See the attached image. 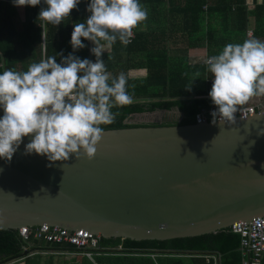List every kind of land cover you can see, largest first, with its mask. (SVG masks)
Instances as JSON below:
<instances>
[{"label":"water","instance_id":"95a60500","mask_svg":"<svg viewBox=\"0 0 264 264\" xmlns=\"http://www.w3.org/2000/svg\"><path fill=\"white\" fill-rule=\"evenodd\" d=\"M260 129L264 109L234 123L104 130L91 159L66 161L25 154L29 134L0 159V229L168 240L250 222L264 216Z\"/></svg>","mask_w":264,"mask_h":264},{"label":"clouds","instance_id":"9594fccd","mask_svg":"<svg viewBox=\"0 0 264 264\" xmlns=\"http://www.w3.org/2000/svg\"><path fill=\"white\" fill-rule=\"evenodd\" d=\"M10 3L41 5L37 17L58 25L80 0ZM86 11V19L72 26L68 41L72 52L59 62L49 56L24 71L0 70V159L10 161L22 137L29 134L25 154L35 152L48 161H66L70 154L91 159L103 133L100 125L114 120V107L131 103L126 74L111 76L101 55L117 40L130 43L132 30L147 18V11L140 0H88ZM81 38L91 42L94 60L74 55L85 47ZM204 64L212 80L207 93L215 106L212 122L219 117L234 123L238 105L264 96V40L253 37L227 43Z\"/></svg>","mask_w":264,"mask_h":264},{"label":"trees","instance_id":"16d2710c","mask_svg":"<svg viewBox=\"0 0 264 264\" xmlns=\"http://www.w3.org/2000/svg\"><path fill=\"white\" fill-rule=\"evenodd\" d=\"M169 3V14L171 20H186L191 23V31L198 34L205 29V21L210 20L208 24L207 37L216 38L219 35L218 26H212V20H236L237 29L230 32L233 35L230 43H239L247 37V20L248 15L253 13L255 16V28H253V37L264 40V2L256 5L252 11L248 10L245 0H218L209 2V0H167ZM88 0H80L76 8L70 10L69 17L63 20H80L83 22L89 13L86 11ZM166 0H140L142 6L147 7L150 4H164ZM5 5V4H4ZM3 5V6H4ZM2 6V7H3ZM41 5L27 6L25 20L28 21L26 28L28 32L32 30L34 34L32 39L11 40L9 36L15 33L18 28L12 25V20L18 19V13L13 5L7 4L2 14H0V54L6 57V69L17 70V63H23V70L32 62L42 59V55L33 51L38 45L41 47L42 30L39 26L41 19L37 17V13ZM45 55L44 59L49 56H55L57 61V49L63 40H56L55 26L45 23ZM221 24V28H226ZM136 37L129 44L131 48H136L145 56L140 59V66L147 68L148 76L146 80L132 81L127 79L126 88L131 95V103L114 107L112 111L116 113L114 120L109 124H102L100 127L104 130L137 128V127H157V126H174L187 125L195 123V115L203 108L209 106V99L206 97L211 83L206 82V75L211 78V74L207 71V66L203 64L191 67L187 64V69L181 66L180 69H171L165 72L166 65L164 63L167 57L165 52L157 50L150 52L147 45V36L145 30L134 28ZM8 36V39H7ZM21 37V35H20ZM119 41V40H117ZM116 41V42H117ZM146 43V45H145ZM30 50V51H29ZM40 52V51H39ZM218 50L210 47V54H218ZM149 53L156 54L158 59L155 65H151L148 61ZM85 58L82 55V59ZM93 56V60H94ZM101 59L105 61L106 70L112 69L111 55L102 54ZM1 61V57H0ZM181 64V61H178ZM2 70V69H0ZM199 71L203 76L196 79L199 83H195L190 78V72ZM191 83V84H190ZM190 84V87L186 88ZM177 109L183 116L176 118H164L160 122H135L133 116L146 112H154L157 110L172 111ZM241 235L233 232L231 228H225L217 232L201 234L197 236L180 237L168 240H132L122 238H103L101 237V246L104 247L106 255L96 256V264H155L152 259L143 256L139 258H129L117 255H134L158 253L162 258V262L167 264H206L197 259V255L206 254L208 252H219L223 256L222 264H242V254L240 250ZM120 246V247H119ZM42 249L75 251V246L69 243L47 244L43 241L31 240L25 241L19 233V229H0V264H17L18 260L24 258L26 264H37L41 260V256L24 255L27 251H37ZM193 256L188 260L184 256ZM130 262V263H129ZM81 264H95L88 258H84Z\"/></svg>","mask_w":264,"mask_h":264},{"label":"crops","instance_id":"0c3cea01","mask_svg":"<svg viewBox=\"0 0 264 264\" xmlns=\"http://www.w3.org/2000/svg\"><path fill=\"white\" fill-rule=\"evenodd\" d=\"M218 0H209V2L212 4V2H216ZM246 5L248 7L249 11H252L256 5L263 4L264 0H245ZM7 4H11L10 2ZM5 4L2 9L0 10V14L4 11V8L6 7ZM12 5V4H11ZM14 9H16L18 16L20 20H12V25L16 26L18 30L15 33H12L11 40L17 41L20 39H32L33 33L32 30L28 32V29L26 28V25H28V21L25 20L26 17V10L27 6H13ZM144 7V6H143ZM169 3L166 0V2L163 4H150L147 7H144V9L147 11V18L138 24L139 30H145V33L148 34L147 36V45L150 52L161 50L165 52L167 61L165 59L164 63L166 65L165 72H169L170 67L171 69H180L183 64H185V68L187 69V64L191 67L199 64H203L204 60L212 56L210 54V47L213 48V50L220 51L222 47L232 41L233 35L230 34V32H234L236 27V20H230L227 22V20H212V26H218L220 32L219 35L216 36V38H213L210 40L207 37V31L208 24H210V20L205 21V29L204 31L194 34L191 31V23H187L186 20H180L179 23L176 22V20H171V16L169 14ZM87 17V16H86ZM255 16L253 13H250L248 15L247 20V26L248 30H253L255 28ZM46 23V22H45ZM81 23L80 20H62L60 24L54 25L56 29V40L60 41L63 40L60 44L59 48L57 49V62L60 61L61 56H66L69 52H72L71 46L69 44L70 39V33L72 31L73 24ZM221 24L226 25V28H221ZM39 26L42 30V37H41V47L37 45L36 48L33 50L37 54L40 53L42 55V59H44L45 55V27H44V21L41 20L39 23ZM132 31L135 32L136 37V31L133 29ZM21 35V37H20ZM248 38H251L247 35ZM8 39V36H7ZM135 39V38H134ZM133 39V40H134ZM82 42L85 44V47L82 49L77 50L74 55L79 56L82 58V55L87 57L90 60H93V55L90 53L89 48L92 46L90 41L85 40L84 38H81ZM132 40V41H133ZM132 41L130 43H132ZM128 43L127 45H122L119 41L112 44L105 53L102 54H110L111 55V66L112 69L107 70L111 76L115 77L119 73H125L127 79H130L132 81H138V80H146L148 76V69L145 67H141L139 64L140 59L145 56V53L140 52L136 48H131ZM146 45V43H145ZM30 51V50H29ZM40 51V52H39ZM149 63L151 65H155L157 57L156 54L149 53ZM1 61H0V69L4 70L6 69V57L2 56L0 54ZM178 61H181V64H178ZM157 65V64H156ZM17 70L22 71L23 70V63L18 62ZM203 75L197 70L196 72H190V78H192V81L199 84L196 79L202 77ZM206 78L208 76L206 75ZM207 97V95H206ZM259 100L264 101V96L259 97H250L247 102H257ZM155 113L163 114V118H166L168 116H171L174 112L177 113V116H183L181 112H179L177 109H174L172 111H165V110H157L154 111ZM152 112H146L141 114H135L133 116V120L135 122H141L145 116L142 117V115L149 114ZM146 119V118H145ZM145 122V121H143ZM120 247V246H119ZM62 250H52V249H42L37 251H28L29 256H41L40 262L37 264H81L85 257H82L80 255H64L60 254L59 252ZM210 253V252H208ZM206 253V254H208ZM242 254V253H241ZM122 257H129V258H139L141 256L147 257L152 259V261L155 264H167L166 262H162V258H165L166 256H156L152 257L151 255L146 254H134V255H117ZM197 259H200L203 261L205 260L206 264L208 263V260L204 256H195ZM193 256H184V259L188 260L190 258H195ZM243 257V255H242ZM242 258V264L243 263ZM223 260V256H222ZM130 263V262H129ZM133 263V262H132ZM130 263V264H132ZM17 264H26L25 259L22 258L18 260ZM262 264H264V256L262 259Z\"/></svg>","mask_w":264,"mask_h":264},{"label":"built area","instance_id":"2783aa9c","mask_svg":"<svg viewBox=\"0 0 264 264\" xmlns=\"http://www.w3.org/2000/svg\"><path fill=\"white\" fill-rule=\"evenodd\" d=\"M10 0H0V10L4 4L9 3ZM248 36H253V31H247ZM135 38V32L132 31L130 42ZM207 83H211V78H206ZM256 97V96H253ZM209 99V106L203 108L195 115V122L198 124L208 123L212 121L210 112L215 108ZM264 109V101L247 102L237 106L236 119H247L254 116L256 113ZM199 118V119H198ZM217 121L223 122L221 118L217 117ZM231 230L241 235L240 250L243 255L244 264H262L264 256V216L253 218L250 222H236L231 227ZM20 236L25 241L37 240L43 241L47 244H62L69 243L75 246V251H60V254L80 255L86 257L92 262H95L96 256L106 255L104 247L101 246V236L92 233L89 230L71 231L57 226L41 225L35 227L24 226L19 229ZM146 255L152 257L161 254L152 252ZM166 256V254L164 255ZM197 256H204L207 258L209 264H222V255L219 252H210L208 254H201Z\"/></svg>","mask_w":264,"mask_h":264},{"label":"rangeland","instance_id":"374dc122","mask_svg":"<svg viewBox=\"0 0 264 264\" xmlns=\"http://www.w3.org/2000/svg\"><path fill=\"white\" fill-rule=\"evenodd\" d=\"M144 117V119L141 121H145V122H154V121H161L162 119H164L163 117V114H159V113H155V112H152V113H149V114H145V115H142V117ZM177 117V113L174 112L173 114H171V116H168V118H176ZM146 118V119H145Z\"/></svg>","mask_w":264,"mask_h":264}]
</instances>
